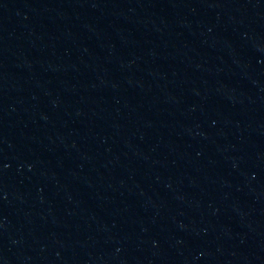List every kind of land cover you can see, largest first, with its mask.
<instances>
[{
	"label": "water",
	"instance_id": "water-1",
	"mask_svg": "<svg viewBox=\"0 0 264 264\" xmlns=\"http://www.w3.org/2000/svg\"><path fill=\"white\" fill-rule=\"evenodd\" d=\"M0 264H264V0H0Z\"/></svg>",
	"mask_w": 264,
	"mask_h": 264
}]
</instances>
